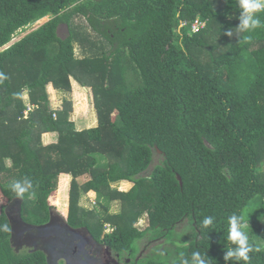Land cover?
Here are the masks:
<instances>
[{"label": "trees", "instance_id": "trees-1", "mask_svg": "<svg viewBox=\"0 0 264 264\" xmlns=\"http://www.w3.org/2000/svg\"><path fill=\"white\" fill-rule=\"evenodd\" d=\"M239 15L238 0H0V73L7 77L0 80V226H10L0 230V264H48L42 250L14 246L12 182H33L35 195L25 194L20 213L42 225L70 175L66 221L89 231L111 222L103 239L91 235L116 250L165 235L171 248L147 264H179L181 253L191 260L194 251L207 253L208 264H245L224 259L235 247L227 239L235 213L259 249L248 264H264V26L237 35ZM257 15L264 22V12ZM72 78L95 97L98 122L83 130L70 119L71 100L51 109L49 85L69 93ZM50 132L58 141L43 144ZM87 174L84 194L106 210L119 198L121 213L77 209V178ZM121 181L132 188L112 187ZM74 211L84 216L79 223ZM145 215L149 225L140 229ZM206 216L213 225H202ZM186 220L193 232L176 245V227Z\"/></svg>", "mask_w": 264, "mask_h": 264}, {"label": "rangeland", "instance_id": "rangeland-1", "mask_svg": "<svg viewBox=\"0 0 264 264\" xmlns=\"http://www.w3.org/2000/svg\"><path fill=\"white\" fill-rule=\"evenodd\" d=\"M50 19V16H47L43 19H41L40 21L32 24L31 26H29L26 30H22L20 32H18L11 43H9L6 46L11 45L12 43L20 40L22 37H24L27 33H29L30 31L38 28L40 25L44 24L45 22H47ZM76 22L78 25H84V19L78 18L76 19ZM195 24L198 26V28H202L203 26H205V23H201V22H195ZM86 27H89V25L87 23H85ZM90 28V27H89ZM193 31H196L197 28H193ZM60 35L62 37H65L68 34V27L67 25H61L60 26ZM84 31V30H83ZM5 48V46H4ZM76 53L78 54L79 57H84V52L80 50V48H76ZM200 58H203V60L205 62H209L210 58L208 55V52H202L200 54ZM75 80L72 78L71 82L73 84V89L74 91H70L69 93L63 92V91H57L56 93L51 90L49 88V92H50V100L53 99L55 101H57L56 106L57 109H63V101L65 99H69L73 102V113L71 114L70 119L72 121H74V123L76 124V126L79 128L78 130H83L86 129L88 127H90L94 121H97V110L95 109L94 106V101H95V97H94V93L92 88H88V87H82L80 84H78L77 82H74ZM61 92V93H60ZM60 93V94H59ZM57 94V97H56ZM59 94V95H58ZM68 95V97L66 96L64 98V95ZM72 94V96H71ZM28 93L24 92L23 93V97H24V101L27 103L28 107L31 104L29 102V97H28ZM63 96V98H62ZM80 114H84V118L87 117V119L83 121V123L81 125H79V122H82L81 117H83ZM95 118V119H94ZM93 120V121H92ZM89 121H91V123H89ZM79 125V126H78ZM51 135V134H50ZM48 137H50V140L48 139ZM58 141V135L54 134L49 136L47 133L42 134V142L43 144H49L52 142H56ZM7 165L11 166L12 165V161L9 159L7 160ZM89 175H82L80 177L77 178V181L79 183L80 188L82 189V185L88 181L89 179ZM72 176H66L64 177V184L60 187L59 192L57 193L59 200H57V208H53L51 209V220L45 224L42 225H35V224H31L26 222L25 218L21 215L20 213V206H21V199L16 198L12 204H10L9 208H8V214L13 222V243L14 246L16 248V250L19 253H27L33 250H42L47 257V262H49V264H59L58 263V258L62 255H56L54 257V255H52L53 251L55 250H61V246H62V241L65 242V245L67 244V242L69 240H71V246H66L67 249L71 250L72 249H76V250H82V248L79 246V241L80 239L84 236L86 237L88 240L86 241L85 245H84V254L89 260L92 256L96 255V253L98 250V244L95 243V241L92 239L91 234L93 235H98L100 237H102V239L105 237V235L107 233H111L113 231V225L111 224V222H108L105 225V231H102V229L100 227H98V230L96 229V227H93L92 231H89L87 229V227H74L71 226L67 221V217L70 216V199L67 196V194H69L68 189L70 188L71 185V181H72ZM133 183L128 181L126 182V184H124V182H116L112 184L113 188H117L119 191H128L132 188ZM57 198V199H58ZM62 198V200H61ZM61 200V201H60ZM60 201V202H59ZM62 204V207H61ZM78 207L80 209H87V210H97L99 214H101L102 216H107V215H116L118 213L122 212V202L120 201L119 198H113L109 204H108V210H106L104 208V206H101L98 201L94 198V197H90L88 194H84L83 189H82V193L81 196L79 198V200L77 201V209ZM72 216L76 219V222L79 223V221H81L82 219H84V216L82 215V213L80 212H73ZM25 217H27V214L25 213ZM136 225L140 228V229H145L148 227L149 223L147 220V215L143 216L142 218H139L138 221L136 222ZM192 229L190 227V224L187 223V220L180 223L177 227H176V236H174V239H178L175 241L174 244L178 245L181 243L182 240H186V239H190L191 236L188 237V234H192ZM97 240V239H96ZM144 241L147 242V240L144 239ZM145 242V243H146ZM144 243V244H145ZM73 244V245H72ZM142 244V245H144ZM173 243H170V241L168 240V238L165 237V235H163L162 237H160L158 240L156 241H152L150 240L146 246L144 255L145 259H148V257H150L151 255H157V254H165L167 252V249L171 248V245ZM139 242L137 243V245L135 246L133 251L132 256L139 251ZM94 251V252H91ZM79 252V251H78ZM76 255V253L74 254ZM100 256H103L102 252H99ZM62 260L65 259V262L61 263V264H76V258L74 259V261H72L71 257L65 256L63 255ZM161 258V257H160ZM148 261H141L139 262V264H147Z\"/></svg>", "mask_w": 264, "mask_h": 264}, {"label": "clouds", "instance_id": "clouds-1", "mask_svg": "<svg viewBox=\"0 0 264 264\" xmlns=\"http://www.w3.org/2000/svg\"><path fill=\"white\" fill-rule=\"evenodd\" d=\"M238 5L240 15L238 17L239 24L235 28L237 35L239 33L250 32L264 26V22H262L257 15V13L264 12V0H238ZM225 35L232 37V29L227 30ZM245 39H247V37H245ZM3 79H7V77L0 73V80ZM11 189L16 194L18 199H23L26 193H28L29 196L35 195V193L31 191L33 189V182L30 179H26L23 183L21 181L12 182ZM214 219L215 217L213 216H206L202 220V225L204 227L213 225ZM245 228L246 223L242 215L233 213L228 217L227 239L231 242V244L235 245V247L229 248L225 251V261L231 259H235L236 261L243 260L245 264H248V261L250 260L248 254L252 251H259V249H254L249 244V237ZM0 230L8 232L10 231V226L8 224H4L0 226ZM183 257L184 253H181L179 264H208L207 253L202 255L200 252L194 251L191 255V260Z\"/></svg>", "mask_w": 264, "mask_h": 264}, {"label": "flooded vegetation", "instance_id": "flooded-vegetation-1", "mask_svg": "<svg viewBox=\"0 0 264 264\" xmlns=\"http://www.w3.org/2000/svg\"><path fill=\"white\" fill-rule=\"evenodd\" d=\"M84 226L80 227V228H83ZM92 239L95 241L96 244H98V250L97 252H94L91 250V252H94L96 253V255L92 256L90 258V260L82 253H84V245L86 243V241L88 240L86 237H82L79 241V246L82 248V250H76V249H72L69 250L66 248V246H71L69 244H71V240H69L67 242V244L65 245V242L62 241V246H61V250H55L53 251L52 255H54V257L56 255H65V256H68V257H71L72 261H74V259L76 260V264H139V262L141 261H145V256L144 255V252H145V249H146V246L148 244V242L150 240L152 241H156L155 239H150L148 240L147 242L143 240H140L139 241V251H137L133 256V251L132 250H116L115 248H113L111 245H108L102 241H98L96 240L92 235H91ZM146 242V243H145ZM145 243V244H144ZM144 244V245H142ZM73 245V244H72ZM79 251V252H78ZM99 252H102L103 256H100L99 255ZM76 253V255H74ZM60 256L58 258V263L61 264L63 262H65V259L62 260L63 257ZM49 264V262H48Z\"/></svg>", "mask_w": 264, "mask_h": 264}, {"label": "crops", "instance_id": "crops-1", "mask_svg": "<svg viewBox=\"0 0 264 264\" xmlns=\"http://www.w3.org/2000/svg\"><path fill=\"white\" fill-rule=\"evenodd\" d=\"M74 82H76V81H74ZM49 88L51 89V90H53L55 93L58 91V90H56V89H54V87L52 86V85H49ZM74 88V87H73ZM72 88V92L74 91V89ZM50 93V92H49ZM61 93V92H60ZM59 93V94H60ZM58 94V95H59ZM64 96V98L67 96L68 97V95H66L65 96V94L63 95ZM63 96H62V98H63ZM71 96H72V94H71ZM56 97H57V94H56ZM51 98V97H50ZM51 101V109L54 111V113H56V111L57 110H61V109H57V106H56V103H57V101H55V100H53V99H51L50 100ZM80 115H82L83 117H81V119H82V122L80 121L79 122V125H81L82 123H83V121H84V119L86 120L87 119V117L86 118H84V114H80ZM89 123H91V121H89ZM78 125V126H79ZM77 129H79L78 127H77ZM49 136H51V135H54V133H47ZM51 134V135H50ZM48 139L50 140V137H48Z\"/></svg>", "mask_w": 264, "mask_h": 264}, {"label": "water", "instance_id": "water-1", "mask_svg": "<svg viewBox=\"0 0 264 264\" xmlns=\"http://www.w3.org/2000/svg\"><path fill=\"white\" fill-rule=\"evenodd\" d=\"M178 179L180 180V183L183 184L181 176L178 175Z\"/></svg>", "mask_w": 264, "mask_h": 264}, {"label": "built area", "instance_id": "built-area-1", "mask_svg": "<svg viewBox=\"0 0 264 264\" xmlns=\"http://www.w3.org/2000/svg\"><path fill=\"white\" fill-rule=\"evenodd\" d=\"M29 109H30V105H29L28 109L25 111L26 115L28 114Z\"/></svg>", "mask_w": 264, "mask_h": 264}]
</instances>
